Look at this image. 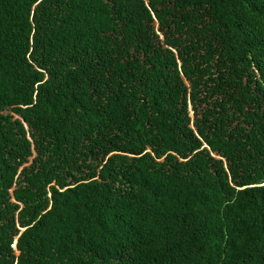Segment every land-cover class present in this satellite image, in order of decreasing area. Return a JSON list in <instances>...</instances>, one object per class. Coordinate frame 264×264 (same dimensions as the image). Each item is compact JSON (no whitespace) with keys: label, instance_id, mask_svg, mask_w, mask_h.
<instances>
[{"label":"trees","instance_id":"1","mask_svg":"<svg viewBox=\"0 0 264 264\" xmlns=\"http://www.w3.org/2000/svg\"><path fill=\"white\" fill-rule=\"evenodd\" d=\"M0 264H264V0H0Z\"/></svg>","mask_w":264,"mask_h":264}]
</instances>
